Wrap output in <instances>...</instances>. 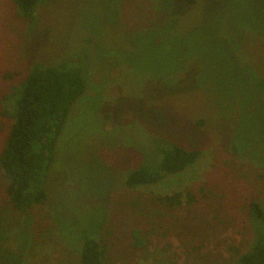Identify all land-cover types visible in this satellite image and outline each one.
<instances>
[{
	"label": "rangeland",
	"instance_id": "obj_1",
	"mask_svg": "<svg viewBox=\"0 0 264 264\" xmlns=\"http://www.w3.org/2000/svg\"><path fill=\"white\" fill-rule=\"evenodd\" d=\"M34 17L0 0V111L35 63L90 67L95 86L57 140L55 219L48 203L12 208L0 168V232L18 229L0 264H79L80 229L103 223L104 264H231L264 235L249 210L264 205V0H49ZM10 123L0 113V152ZM159 138L200 155L153 196L124 188Z\"/></svg>",
	"mask_w": 264,
	"mask_h": 264
},
{
	"label": "trees",
	"instance_id": "obj_2",
	"mask_svg": "<svg viewBox=\"0 0 264 264\" xmlns=\"http://www.w3.org/2000/svg\"><path fill=\"white\" fill-rule=\"evenodd\" d=\"M11 1L20 19L34 22L36 7L49 0ZM180 1L188 5H194L196 2ZM89 69L90 67L87 69L75 65L62 57L48 64L35 63L24 78L12 86L2 99L0 113L9 117L11 123L0 152V168L6 179L7 201L12 208L21 213L32 206L46 203L51 206L50 200L55 204L50 192L48 197L49 171L56 158L57 140L71 107L78 97L88 96L87 90L90 86H95L92 83L93 79L90 78ZM155 140L161 141L160 138ZM151 149L153 160L140 162L131 167L124 188L135 191L144 189L152 192L150 196H153L151 187L164 181L168 175L184 171L200 155L199 149L188 150L171 140L161 141ZM67 182L60 183L64 189L69 188ZM60 189L59 191L63 190L62 187ZM180 195L187 196V192L179 190L170 196L153 198L174 205L180 203ZM186 201L192 202L190 197ZM150 202L153 203V199ZM51 208L48 212L54 215L55 206L52 205ZM249 210L256 232L257 221L264 223V205L251 201ZM54 219L51 217V221ZM27 221L25 224L28 226ZM105 225L103 223L93 229L90 227L80 229L82 235L78 247H71L69 250L77 254L79 264H104L107 248L104 237ZM17 230L15 228L13 232ZM13 232H0V244L9 241ZM136 232L137 229L132 231L133 237H136ZM138 242L141 241L136 238L135 243ZM231 264H264V235L258 236L256 232L249 249L238 255Z\"/></svg>",
	"mask_w": 264,
	"mask_h": 264
}]
</instances>
